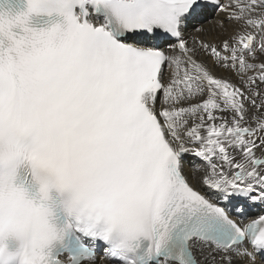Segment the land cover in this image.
<instances>
[{"label": "snow or ice", "instance_id": "1", "mask_svg": "<svg viewBox=\"0 0 264 264\" xmlns=\"http://www.w3.org/2000/svg\"><path fill=\"white\" fill-rule=\"evenodd\" d=\"M104 260L264 264V0H0V264Z\"/></svg>", "mask_w": 264, "mask_h": 264}, {"label": "bare ground", "instance_id": "2", "mask_svg": "<svg viewBox=\"0 0 264 264\" xmlns=\"http://www.w3.org/2000/svg\"><path fill=\"white\" fill-rule=\"evenodd\" d=\"M213 27H214V23H212V22H210V23H208V24L205 25V28L206 29H209V30L213 29ZM215 35H216V32H211V33L205 32L204 38L205 39H212V37L215 36ZM222 35H224L226 37L228 35V33H223ZM216 42H219V40L217 39ZM216 74H217V76L229 77V78L232 79V82L238 83V81L236 80V78L234 76H230V74L227 73V72L218 71ZM103 264H111V263H110V261L104 260L103 261Z\"/></svg>", "mask_w": 264, "mask_h": 264}]
</instances>
